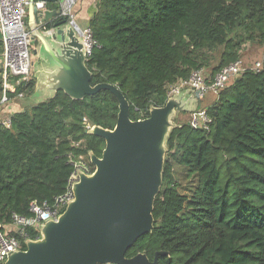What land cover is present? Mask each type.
<instances>
[{
  "label": "trees",
  "instance_id": "obj_1",
  "mask_svg": "<svg viewBox=\"0 0 264 264\" xmlns=\"http://www.w3.org/2000/svg\"><path fill=\"white\" fill-rule=\"evenodd\" d=\"M87 28L91 85H116L136 121L165 104L169 85L200 69L212 79L248 44H263L264 0H97ZM34 86L31 79L26 95ZM1 88L0 78V97ZM205 110L207 129L188 122L171 129L153 230L126 257L145 252L153 261L163 252L158 264H264V67L246 69ZM117 114L109 91L82 100L58 91L11 114L9 127L0 125V225L9 228L14 214L31 217L33 201L51 204L63 194L72 160L93 171L88 153L100 157L105 143L85 133L83 118L113 129Z\"/></svg>",
  "mask_w": 264,
  "mask_h": 264
},
{
  "label": "water",
  "instance_id": "obj_2",
  "mask_svg": "<svg viewBox=\"0 0 264 264\" xmlns=\"http://www.w3.org/2000/svg\"><path fill=\"white\" fill-rule=\"evenodd\" d=\"M30 0L27 26L39 43L36 103L62 91L72 100H82L109 91L118 102L113 129L92 124L86 134L102 138L101 156L89 152L94 166L91 174L78 172L73 200L58 217L39 227L40 238L25 239L24 249L6 255L4 264H158L156 253L150 261L145 252L126 257L127 251L154 227L153 206L161 189L168 135L179 113H194L200 106L198 93L186 89L168 98L161 107L151 106L148 117L133 121L129 103L116 85H91L83 41L57 10L41 11ZM57 3L59 0H38ZM41 32L38 25L52 22Z\"/></svg>",
  "mask_w": 264,
  "mask_h": 264
},
{
  "label": "built area",
  "instance_id": "obj_3",
  "mask_svg": "<svg viewBox=\"0 0 264 264\" xmlns=\"http://www.w3.org/2000/svg\"><path fill=\"white\" fill-rule=\"evenodd\" d=\"M77 0H59L54 3L55 8L48 7L45 2L33 1L37 10L41 11V20L45 11L57 10L60 16L80 34L85 48L87 60L91 54L93 40L88 28H80L73 19L72 8ZM30 0H0V78L1 97L0 105L4 106L11 100L23 99L27 92V85L32 79V35L28 29L26 18ZM45 23H40L37 27L41 32H47ZM264 67V56L261 60L253 63L252 67H245L240 59L222 68L212 79L200 69L191 73L187 80L180 79L176 83L169 85L166 92V100L181 91L189 89L192 93H198L201 100L208 91L218 94V92L228 86L230 82L238 78L246 69L259 72ZM24 87L18 90V87ZM209 118L205 109L198 108L196 112L189 114V125L194 129H207ZM0 125L9 127V117L0 120ZM84 131L92 129V124L83 118ZM74 171L68 179L65 192L54 198L49 204L46 201L37 203L31 202L29 212L31 217L12 215L9 228L4 229L0 225V264L6 261V255L12 251L23 250L24 240H37L40 238L39 227L47 220L57 221L58 217L65 210L67 205L73 200L72 187L78 181V172L91 174L93 171L82 161H71ZM15 230L19 232V237L9 233ZM8 231V232H7ZM32 232L34 237L28 236Z\"/></svg>",
  "mask_w": 264,
  "mask_h": 264
},
{
  "label": "rangeland",
  "instance_id": "obj_4",
  "mask_svg": "<svg viewBox=\"0 0 264 264\" xmlns=\"http://www.w3.org/2000/svg\"><path fill=\"white\" fill-rule=\"evenodd\" d=\"M26 23H27V21H26ZM78 26H79V24H78ZM32 48H34V44H32ZM245 51L242 53L241 58L243 60L244 66L250 68V67H252L253 63L256 60L262 59V57H263L262 55H264V43L263 44H259V43L252 44V43H250V44H248V46H246ZM31 56H32V53H31ZM217 57H218V53H215L216 60H214V62H212V64H215L217 62ZM206 70L209 71V68H206ZM216 98H217V96L213 92L208 91L207 93H205L204 97L201 99L199 107L200 108L209 107L210 105L215 103ZM34 102H35V100L33 99V95H31V94L25 95L23 99H16V100L14 99L13 100V103H18L21 106L26 104L24 107H28L29 104L34 103ZM11 103H12V101L9 102L8 104H11ZM8 104L2 106V108L7 106ZM5 118L6 117H4L3 119H5ZM188 119H189L188 113H186V112L185 113H179L176 115L173 122H174V124L179 125V124L187 123ZM180 181H181L182 185L187 184V180H181L180 179Z\"/></svg>",
  "mask_w": 264,
  "mask_h": 264
},
{
  "label": "crops",
  "instance_id": "obj_5",
  "mask_svg": "<svg viewBox=\"0 0 264 264\" xmlns=\"http://www.w3.org/2000/svg\"><path fill=\"white\" fill-rule=\"evenodd\" d=\"M96 3H97V0H77L76 1V3L73 6L71 12H72V15H73L74 22L76 24L78 23L79 27L81 26L80 28H82V29L87 28L88 21L91 19V17L93 16V14H94V12L96 10ZM52 8H55V5L52 4ZM32 44H34V48H32V59H31L32 60V68H31V70H32V79L35 82L34 90H33V93H32V95L34 96L36 94V88H35L36 87V78H35V75L37 73V69L35 70V66L37 65V62H38V58L34 54V50L35 49L38 50V47H39L38 44L39 43L37 41H33ZM262 56H264V55H262ZM241 60H242V58H241ZM35 103L36 102L31 103V104H29V106L32 105V104H35ZM23 107H24V105L21 106L18 103H11V104H8L7 106L3 107V108L1 107L0 108V120H2L4 117H9L11 114H13V113H15L17 111H21L23 109ZM201 109H205V107H203ZM188 116H189V114H188Z\"/></svg>",
  "mask_w": 264,
  "mask_h": 264
}]
</instances>
